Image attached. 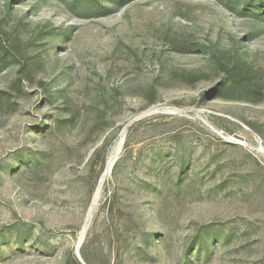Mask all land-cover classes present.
<instances>
[{
  "label": "rangeland",
  "instance_id": "374dc122",
  "mask_svg": "<svg viewBox=\"0 0 264 264\" xmlns=\"http://www.w3.org/2000/svg\"><path fill=\"white\" fill-rule=\"evenodd\" d=\"M73 1L0 0V264H264V20Z\"/></svg>",
  "mask_w": 264,
  "mask_h": 264
},
{
  "label": "trees",
  "instance_id": "16d2710c",
  "mask_svg": "<svg viewBox=\"0 0 264 264\" xmlns=\"http://www.w3.org/2000/svg\"><path fill=\"white\" fill-rule=\"evenodd\" d=\"M101 0H74L72 5L79 8L82 15L85 17H93L103 12H109L110 9L101 4ZM117 2H125L126 0H114ZM227 7L235 10L239 14L247 15L264 20V0H231L226 3ZM249 85V79H242L234 73V66L227 67L222 89L232 94L242 93ZM97 149V148H96Z\"/></svg>",
  "mask_w": 264,
  "mask_h": 264
},
{
  "label": "bare ground",
  "instance_id": "6f19581e",
  "mask_svg": "<svg viewBox=\"0 0 264 264\" xmlns=\"http://www.w3.org/2000/svg\"><path fill=\"white\" fill-rule=\"evenodd\" d=\"M117 153H118V152H117ZM115 158H116V154H115L112 158L109 159V161H108V166H107V168H106V171L103 173V177L100 179V182H102V181L104 180L105 176H107V174L110 173V171H111L113 165L115 164V163H114ZM100 195H101V189L99 188L98 191L96 192L95 197H94V200H93V207H92V209H91V212H90V216H89V218H91V217L93 216V214L95 213V211L97 210V208H98L99 205H100V204H99V201H100V198H101Z\"/></svg>",
  "mask_w": 264,
  "mask_h": 264
}]
</instances>
